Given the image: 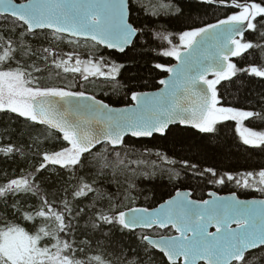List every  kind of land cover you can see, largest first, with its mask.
<instances>
[{"label":"snow or ice","instance_id":"6c2138e0","mask_svg":"<svg viewBox=\"0 0 264 264\" xmlns=\"http://www.w3.org/2000/svg\"><path fill=\"white\" fill-rule=\"evenodd\" d=\"M205 6L223 17L182 30L179 46L166 38L171 48L162 55L178 63H155L169 78L149 93L121 92L123 64L108 57L147 43L161 15L184 17L179 0H0V113L16 122L0 131V159L16 165L0 169V264H179L181 257L183 264H264V199L209 192L211 199L196 200L191 190H176L158 207L124 210L140 181L171 180L179 163L199 168L137 150V142L167 137L173 125L210 134L232 121L243 145L264 153V91L245 97L248 107L221 103V89L237 80L264 85V0H196ZM73 38L97 51H66ZM209 41L203 51L196 47ZM85 83L101 97L122 94L131 106L80 91ZM199 175L264 197V165L223 174L208 167ZM155 228L177 235L153 239Z\"/></svg>","mask_w":264,"mask_h":264},{"label":"trees","instance_id":"16d2710c","mask_svg":"<svg viewBox=\"0 0 264 264\" xmlns=\"http://www.w3.org/2000/svg\"><path fill=\"white\" fill-rule=\"evenodd\" d=\"M145 2L159 5L171 2V0H145ZM248 2H252V0H248ZM179 3L185 5L184 17L176 19L175 16L161 15L155 23L150 25L152 36L149 37L147 43L142 41L140 47L135 48L127 55L112 53L108 57V53H105V56L113 62L123 64L121 83L125 87L121 92L127 91L128 87L136 91L158 89L160 85L158 81L165 77L166 73L156 70L154 68L155 63H162L167 66L174 63L173 58H167L162 55V52L168 50L169 47L166 38L174 39L178 45V36L182 30H187L193 23L215 22L216 19L222 18L224 15L220 11L207 8V6L196 7V0H179ZM161 11L163 10L161 9ZM138 19L140 22L145 23L146 26H149L150 17L141 13ZM73 40L74 43L71 46H65L66 51H75L77 53H94L97 51L91 42L82 40L76 42L75 39ZM232 59L238 63H244L239 57ZM48 82L54 83V78ZM64 83L70 84L71 82L65 81ZM79 90L85 91L86 94H95L97 98H102L105 102H109L111 106H127L130 104L129 100L122 94L115 95L108 92L101 97L100 88L91 83H85ZM260 91H264V85L260 84L258 78L250 83L249 78L245 77L243 81L237 80L235 85L228 84L226 88L221 89L223 95L221 103L248 107L245 103V97L254 100ZM5 125H8L10 130H14L16 122L5 119L4 115L0 113V131L4 129ZM244 126L259 128V125L249 121H244ZM172 128L173 131L167 137L156 136L151 140L137 142V150L148 148L153 151H159L179 162L187 160L196 163L199 168L196 170L188 169L182 163H179L171 180H169L168 175H163L151 182L140 181L141 187L137 191L134 200L124 201L126 206L124 210H127V206L155 208L159 203L170 198L176 190H191L193 194L191 198L196 200L205 199L207 193L211 191L220 195L236 193L238 198L241 199H264L259 193H246L230 183L223 186L212 185L199 175L201 169L208 167L215 168L223 174L225 171L251 170L264 165V153H261L258 149H251L243 145L236 131L235 122L219 123L216 125L217 131L210 134H201L194 129L180 126H173ZM15 167V164L11 162L5 164L0 159V169L11 171ZM108 187L110 191H116L114 185H108ZM162 233L173 235L171 229L160 231L155 228L151 230V234L154 237H160ZM156 264H164V262L158 259Z\"/></svg>","mask_w":264,"mask_h":264},{"label":"water","instance_id":"95a60500","mask_svg":"<svg viewBox=\"0 0 264 264\" xmlns=\"http://www.w3.org/2000/svg\"><path fill=\"white\" fill-rule=\"evenodd\" d=\"M67 38H68V37H67ZM73 39L76 40V38H73ZM79 40L84 41L83 38H80ZM88 42H91V41H88ZM91 43H92V42H91ZM211 43H213V42H212V41H209V42L205 43V44L202 45V46L199 45V44H197L196 47H201L200 50L203 51L204 49L209 48V46L211 45ZM182 51H185V49H183ZM118 54H120V53H118ZM177 63H178V62L174 59V63L171 64L170 67H171V66H176ZM167 78H169V74L166 73L165 77H163L162 79H167ZM162 88H163V86H162V85H159V88H158V89H156V90H151V91H145V92L155 93V92L161 91ZM196 91H199V87H197ZM189 99H190V104H189L190 107H193V108H198V107H199V100H198V97L190 96ZM181 102H182V103H189V101H183V100H182ZM127 106H131V105L129 104V105H127ZM127 106H113V107H116V108H123V107H127ZM173 126H175V125H173ZM173 126H172V127H173ZM180 127H183V126H180ZM183 128H185V127H183ZM157 136H158V135H157ZM181 191H184V190H181ZM211 192H212V191H211ZM208 193H209V192H208ZM208 193H207V197H206L205 199H211V197L208 195ZM231 194H232V193H229V194H223V195L217 194V195H219V196H221V197H228V196H230ZM173 195H174V194H173ZM239 199H241V198H239ZM253 199H255V200H260V199H262V198H251V199H246V200H253ZM158 205H159V204H158ZM158 205H157L156 207H158ZM233 227H235V225H233ZM156 229H158V230H160V231L167 230V229H159V228H156ZM168 229H171V228H168ZM171 230L173 231V235H177V233H176L173 229H171ZM142 231H143V230H142ZM210 231H215V229H214V228H211ZM152 238H153V239H159L160 237H154V236H152ZM173 264H176L175 258H174V260H173ZM179 264H183V257L180 258V262H179Z\"/></svg>","mask_w":264,"mask_h":264},{"label":"rangeland","instance_id":"374dc122","mask_svg":"<svg viewBox=\"0 0 264 264\" xmlns=\"http://www.w3.org/2000/svg\"><path fill=\"white\" fill-rule=\"evenodd\" d=\"M177 46H179V44L177 45ZM171 48V45H169V47H168V49H170ZM182 50H183V48H181ZM174 60V59H173ZM238 133V132H237ZM238 135H239V133H238ZM239 137H240V135H239Z\"/></svg>","mask_w":264,"mask_h":264}]
</instances>
